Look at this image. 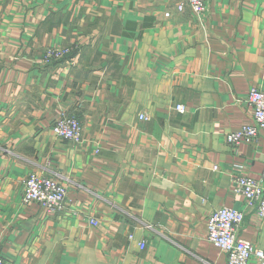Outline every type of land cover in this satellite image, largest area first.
<instances>
[{
    "label": "crops",
    "instance_id": "obj_1",
    "mask_svg": "<svg viewBox=\"0 0 264 264\" xmlns=\"http://www.w3.org/2000/svg\"><path fill=\"white\" fill-rule=\"evenodd\" d=\"M177 1L0 0L4 264H228L206 238L221 207L264 247V219L233 191L235 176L264 174V129L225 141L264 87V0H208L202 14ZM61 46L68 56L43 61ZM64 112L80 144L54 135ZM32 173L65 186L62 212L23 203Z\"/></svg>",
    "mask_w": 264,
    "mask_h": 264
},
{
    "label": "built area",
    "instance_id": "obj_2",
    "mask_svg": "<svg viewBox=\"0 0 264 264\" xmlns=\"http://www.w3.org/2000/svg\"><path fill=\"white\" fill-rule=\"evenodd\" d=\"M207 2L208 0H178L175 8L182 11L188 7L195 14H202L206 10ZM165 16H170V13L165 12ZM70 51L71 48L66 46L47 47L42 58L45 63H49L65 58ZM246 102L252 108V121L239 130L227 132L225 141L228 144L255 143L260 130L264 129V87H251ZM175 109L184 112L185 106L176 104ZM138 117L148 119L144 114H139ZM51 129L59 139L75 144H80L82 141L81 124L72 113L60 114ZM233 181V191L242 196L246 205L264 219V174L259 179L239 174ZM22 201L25 204L37 203L47 212H62L66 207V188L54 178L32 173L23 182ZM244 218V212L239 209L221 207L214 210L206 219V238L226 255L228 264H248L251 259H255L258 264H264V247H257L238 235V229ZM89 223L97 225L98 222L90 218ZM143 246L144 243H141V247ZM0 264H4L1 254Z\"/></svg>",
    "mask_w": 264,
    "mask_h": 264
}]
</instances>
